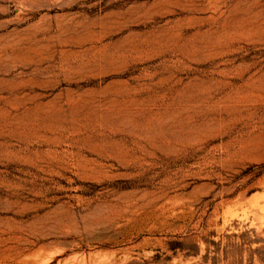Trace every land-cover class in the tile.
<instances>
[{"label": "rangeland", "instance_id": "rangeland-1", "mask_svg": "<svg viewBox=\"0 0 264 264\" xmlns=\"http://www.w3.org/2000/svg\"><path fill=\"white\" fill-rule=\"evenodd\" d=\"M0 264H264V0H0Z\"/></svg>", "mask_w": 264, "mask_h": 264}]
</instances>
